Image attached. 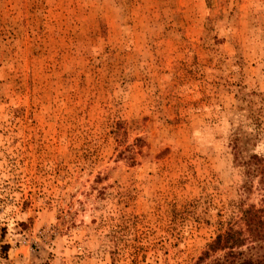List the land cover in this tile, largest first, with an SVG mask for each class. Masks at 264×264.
<instances>
[{"label": "rangeland", "instance_id": "374dc122", "mask_svg": "<svg viewBox=\"0 0 264 264\" xmlns=\"http://www.w3.org/2000/svg\"><path fill=\"white\" fill-rule=\"evenodd\" d=\"M263 153L264 0H0V264H210Z\"/></svg>", "mask_w": 264, "mask_h": 264}, {"label": "trees", "instance_id": "16d2710c", "mask_svg": "<svg viewBox=\"0 0 264 264\" xmlns=\"http://www.w3.org/2000/svg\"><path fill=\"white\" fill-rule=\"evenodd\" d=\"M250 165V174L259 175V183L264 184V153L263 155H252L247 162ZM264 204V195H263ZM264 206V205H263ZM242 221L244 229H228L216 237L207 245L200 260L207 258L210 253L223 251L220 259L210 264H264V255L243 256L241 247L250 243H257L255 247L264 248V207L255 208L250 205L242 209ZM261 244V246H258Z\"/></svg>", "mask_w": 264, "mask_h": 264}]
</instances>
